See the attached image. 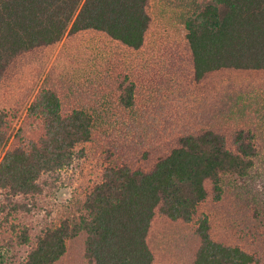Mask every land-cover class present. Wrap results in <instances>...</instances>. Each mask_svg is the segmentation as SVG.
<instances>
[{"label":"trees","instance_id":"trees-1","mask_svg":"<svg viewBox=\"0 0 264 264\" xmlns=\"http://www.w3.org/2000/svg\"><path fill=\"white\" fill-rule=\"evenodd\" d=\"M187 2L177 89L166 79L140 109V87L128 73L113 81L104 76L132 117L104 111L96 99L89 106L83 97L71 99L77 88L54 76V68L44 79L16 131L17 144L0 160V264H65L66 240L78 234L84 242L79 264H264L210 233L215 212L225 230L240 223L235 232L242 238L258 231L249 239L264 248V0ZM152 25L149 0H0V93L10 74L13 82L30 77L21 62L35 51L81 33L140 51ZM180 96L183 121L168 123L170 133L155 139L164 110L150 106L157 97L177 102ZM19 112L0 107V153ZM33 130L40 137L26 138ZM82 144L100 149L105 167L100 183L75 205L77 231L64 223L44 228L30 247L27 230L9 222L30 210L12 198L39 195L42 177L69 167L85 153L74 155ZM220 201L226 204L218 208Z\"/></svg>","mask_w":264,"mask_h":264},{"label":"rangeland","instance_id":"rangeland-1","mask_svg":"<svg viewBox=\"0 0 264 264\" xmlns=\"http://www.w3.org/2000/svg\"><path fill=\"white\" fill-rule=\"evenodd\" d=\"M191 1L194 3L195 0ZM190 8L191 4L187 0H149L153 25L147 35L145 46L140 51L128 50L117 42L97 33H81L72 40L63 39L54 48L35 51L22 60V67L30 77L26 79L27 77L23 78L22 75L18 82H13V75L10 74L8 85L6 84V88L0 93V107L20 110L13 123L15 127L11 131L10 137L7 138L6 146L0 153V160L13 142L17 144L14 137L18 127L25 119L27 107L37 92L40 91L41 84L53 68L55 70L54 76H59L58 78L65 84L77 88L74 94L70 95L71 99L78 100L83 97L84 104L87 106L96 103L94 101L96 99L98 100L96 103L98 108L101 106L104 111L114 114H122L124 110L119 106L113 91L104 83V76L110 77L113 81L114 78L118 77V74L128 73L135 84L140 87V96L136 99L140 109L152 101L155 96L154 88L156 92V89L160 88L166 79H172L174 81L172 83L177 89V86L180 85L178 83L182 82L183 79V24L191 10ZM66 42L68 43L64 44ZM150 81L151 83H149ZM95 90H101L102 97L100 95L95 97ZM28 92L30 95L26 96ZM91 92H94V95ZM165 100L167 97L164 100L157 97V100L150 106L151 111L160 107L164 110L159 112L162 116L157 117V135L155 131L151 133L156 135L155 139L157 140L165 138V135L170 133V128H167L168 123L175 120L179 122L183 119V114H181L183 96L178 97L177 102H172L171 99L166 102ZM126 115L132 117L133 111L125 112ZM126 121L129 123V120ZM117 133L119 134L120 131L117 130ZM40 134V132L33 130L32 134H28L26 138L36 139L40 137ZM23 138L27 140L25 137ZM83 149H86L85 153L81 157L74 156L69 167L61 168L42 177L40 184L43 189L39 195L12 198L13 203L18 204L21 210H30V212L15 214L14 218L9 221L20 224L23 229L27 230L28 238L31 241L30 247L36 245L37 238L44 228H55L64 223L65 225L68 224L70 231L74 233L77 231L80 212L76 211L75 205L77 202L83 201L85 195L100 183L105 167L101 156H99L100 149L93 146L89 147L88 145L87 148L86 144L79 145L74 149V155L82 152ZM3 194L0 191V209L1 205L4 204L1 196ZM216 204L219 208L226 202L220 201ZM213 214L210 233L214 239L230 246H239L256 258L259 256L264 258V255L261 254H264L263 244L249 239V237L254 238L255 235L259 234L258 231L252 230L249 235L246 234L242 238L240 233L235 232L240 223H236L234 228L232 227L230 230H225L221 224L224 222L221 219L222 216L219 218L215 212ZM250 215L244 214L251 220ZM240 218L244 217L241 216ZM219 224L223 226V229L218 227ZM193 227L190 225L186 231L189 232ZM259 238H264V233H261ZM189 240L194 246L197 245L195 243L196 238ZM82 241L80 234L75 237L71 236L70 239L66 240L67 246L62 260L65 264H79L77 263L80 257L79 253H82L84 249V242ZM177 244L179 249L185 248L186 252L189 251L190 254L191 250L187 249L188 246L183 247L185 242H178ZM186 244H190L189 241ZM179 254L182 252L178 251L177 255L180 256ZM165 257L166 255L163 256L164 260ZM80 264H87L86 260L82 259Z\"/></svg>","mask_w":264,"mask_h":264}]
</instances>
